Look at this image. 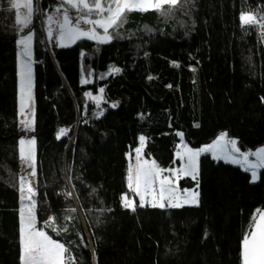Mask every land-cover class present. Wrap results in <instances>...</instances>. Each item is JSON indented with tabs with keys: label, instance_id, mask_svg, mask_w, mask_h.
Here are the masks:
<instances>
[{
	"label": "trees",
	"instance_id": "16d2710c",
	"mask_svg": "<svg viewBox=\"0 0 264 264\" xmlns=\"http://www.w3.org/2000/svg\"><path fill=\"white\" fill-rule=\"evenodd\" d=\"M56 3L39 0V7ZM257 10L264 11V0H182L169 16L130 13L108 43L81 40L71 48L53 45L51 53L35 14L36 219L78 264H240L243 235L256 210H264V169L253 183L248 172L203 154L198 188L190 178L177 181L181 191L199 192V205L176 209L139 207L126 176L140 135L147 138L144 158L164 169L178 165L177 132L191 148L221 132L241 151L264 147V44L257 26L242 30L239 23L242 11ZM16 39L15 9L0 0V264H19L18 143L25 136ZM101 88L97 107L84 94ZM121 194L135 201L134 212L121 206ZM69 208L75 218L65 221Z\"/></svg>",
	"mask_w": 264,
	"mask_h": 264
},
{
	"label": "snow or ice",
	"instance_id": "6c2138e0",
	"mask_svg": "<svg viewBox=\"0 0 264 264\" xmlns=\"http://www.w3.org/2000/svg\"><path fill=\"white\" fill-rule=\"evenodd\" d=\"M182 0H59L51 12L43 11L44 30L49 41H54L56 47H68L81 39H88L104 44L114 39V33L127 22L128 15L133 12L141 14L156 12L161 16H169L181 5ZM11 9H15V21L19 25L16 44L17 76L19 78V115L24 129L33 127L34 120L27 119V112L33 108L32 98V65H33V34L31 30L26 35H20L33 22L37 12H41L36 0H10ZM23 9V12L21 11ZM74 11L75 15H72ZM242 30L257 26L264 38V11H242L239 14ZM146 30L151 31L147 25ZM102 30V31H98ZM111 30V31H110ZM83 56L84 53L82 52ZM113 67L111 72H119ZM195 72V68H192ZM88 81L82 77L81 83ZM170 87V86H169ZM104 89H99V96L85 92V97H91L97 107L103 99ZM264 102V97L261 98ZM115 107V103L111 105ZM198 126V125H197ZM60 129L57 139L65 134ZM180 143L176 145V158L180 161L177 168H161L155 160L144 158L143 150L146 143L144 135L139 136V146L135 147V163L131 162L127 169V188L139 198V207L181 208L184 205H199V192L189 188L182 191L177 186L181 177H191L199 186V157L201 153L211 152L213 159H223L226 163L240 164L244 171L250 172L252 181L258 178V170L264 169V147L255 151H241L235 138H229L226 132H221L211 143L201 148L193 149L184 143L183 132H177ZM36 140L21 138L19 140V159L31 169L28 177L19 179L21 208L19 213V264H78L71 256L66 244L53 239L43 228L37 227V188L33 180L37 177L36 170ZM253 158V159H250ZM167 172L168 175H164ZM97 189L92 188V193ZM70 197L71 192H65ZM121 206L135 211L136 203L126 194H121ZM65 221L74 220L75 208L65 210ZM101 213L105 209H100ZM111 211V209H107ZM252 217L251 230L243 235L240 243V264H264V211L257 209ZM55 217L50 216L49 222ZM46 226H49L46 223ZM54 231H59L53 228ZM82 242V241H81ZM95 255V253H93Z\"/></svg>",
	"mask_w": 264,
	"mask_h": 264
},
{
	"label": "rangeland",
	"instance_id": "374dc122",
	"mask_svg": "<svg viewBox=\"0 0 264 264\" xmlns=\"http://www.w3.org/2000/svg\"><path fill=\"white\" fill-rule=\"evenodd\" d=\"M37 3H39V0H37ZM73 16L75 15V13H73L72 14ZM18 30L19 29H17V31H16V34H17V39L19 38V36H18ZM20 35H26L27 33L25 32V31H23L22 33H19ZM82 41H91V42H95V41H93V40H88V39H81ZM81 40H78V41H81ZM78 41H76L74 44H71L70 46H68V47H56V48H71V47H73V46H75V44L78 42ZM95 43H97V42H95ZM53 45H54V47H55V42L53 43ZM18 47H17V52H18ZM17 78H18V76H17ZM81 80H82V78H81ZM80 80V81H81ZM99 95H101L99 92L95 95V96H99ZM18 97H19V78H18ZM32 98H33V108H32V110L31 111H28L27 112V116H26V118L27 119H31V120H34V95H33V65H32ZM101 103H102V100H101V102H100V104H99V106L101 105ZM18 118H19V127H20V129H21V131L24 133V138L25 139H32L33 137H32V133H33V127L32 128H30V129H27V130H25L24 129V126L21 124V119H22V117L19 115V99H18ZM33 126H34V124H33ZM19 143H18V150H19ZM190 147V146H189ZM203 147V146H202ZM201 148V147H200ZM193 149H197V148H193ZM177 151V150H176ZM209 154V152H205V153H201V155H203V154ZM200 155V156H201ZM210 155H211V158L213 159V156H212V154H211V152H210ZM129 156H131L132 157V160H131V162L134 164L135 163V151L133 152V153H131ZM175 159L178 161V165L177 166H175L174 168H177V167H179V164H180V161L176 158V155H175ZM250 159H253V158H250ZM20 160V159H19ZM214 160H216V161H221V162H224V163H226L223 159H220V160H217V159H214ZM130 162V161H129ZM20 163H21V168H20V177L21 176H24V177H28V173L31 171V169L30 168H28V166L26 165V164H24L21 160H20ZM226 164H229V165H231V166H235V167H239L242 171H244V168L240 165V164H233V163H226ZM259 171V170H258ZM249 173V175H250V178H251V182H253L252 181V177H251V173L250 172H248ZM164 175H168V173L167 172H165L164 173ZM181 178H190L191 179V177H181ZM180 178V179H181ZM257 180H258V178L253 182V183H255V182H257ZM33 184L35 185V180H33ZM192 190H195V189H192ZM130 192V191H129ZM130 195H132V196H134V197H136L135 195H134V193H132V192H130ZM138 200H139V198L138 197H136ZM186 206H191V207H194L195 205H186ZM262 211H264V210H262ZM254 215H256V216H258V213H255ZM37 227H38V224H37Z\"/></svg>",
	"mask_w": 264,
	"mask_h": 264
},
{
	"label": "built area",
	"instance_id": "2783aa9c",
	"mask_svg": "<svg viewBox=\"0 0 264 264\" xmlns=\"http://www.w3.org/2000/svg\"><path fill=\"white\" fill-rule=\"evenodd\" d=\"M57 4H58V3L52 5V6H51L50 8H48L46 11H47V12H51V11L54 9V7L57 6ZM38 5H39V3H38ZM36 14H37L38 24H39V28H40V32H41V36H42V45L45 47V49L47 50L48 53H51L54 41H49V40L47 39V35H46L45 30H44V24H43V20H44L43 11H41V12H37ZM257 29H258V33H259L260 39H261L262 43L264 44V38L261 37V35H260V30H259L258 27H257ZM116 73H119V72H116ZM114 103H115L116 106L118 105V101H115ZM107 109H108L107 107H103V108H101V109L97 112V116H98V117H101V116L104 114L105 110H107ZM83 116H84V113H83ZM78 120H79V119H78ZM78 120H77V122H76V126H77ZM76 126H75V128H74V131L76 130ZM65 192H66V191L62 190V191L60 192L61 196H65Z\"/></svg>",
	"mask_w": 264,
	"mask_h": 264
},
{
	"label": "crops",
	"instance_id": "0c3cea01",
	"mask_svg": "<svg viewBox=\"0 0 264 264\" xmlns=\"http://www.w3.org/2000/svg\"><path fill=\"white\" fill-rule=\"evenodd\" d=\"M37 1V0H36ZM57 1V3H59V0H56ZM21 11L23 12V9H21ZM74 13V11L72 12V14ZM30 27H31V24L28 26V28H26V29H24V31L26 32V33H28V31L30 30ZM17 29H19V25H17L16 24V21H15V30L17 31ZM98 31H102V30H99L98 29ZM208 154V153H207ZM209 155H210V152H209ZM211 156V155H210ZM146 159V158H145ZM20 168H21V164H20ZM21 201V200H20ZM184 206H186V205H184ZM171 209H176V208H171Z\"/></svg>",
	"mask_w": 264,
	"mask_h": 264
}]
</instances>
